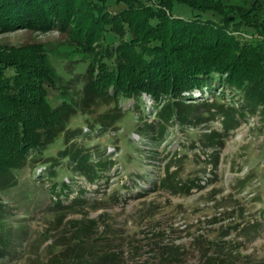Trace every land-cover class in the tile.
<instances>
[{"label": "trees", "instance_id": "trees-1", "mask_svg": "<svg viewBox=\"0 0 264 264\" xmlns=\"http://www.w3.org/2000/svg\"><path fill=\"white\" fill-rule=\"evenodd\" d=\"M76 1L0 0V34L16 29L57 30L68 37L71 46L91 56L78 60L83 67L69 72L62 61L57 70L54 58L39 44L12 48L10 54L14 52L15 56L7 55L9 48H0L1 192L15 185V171L26 166L33 154L43 155L60 138H64L65 147L80 138L81 130L73 129L74 120L93 129L97 126V132L110 129L122 119L126 101H133L132 107L142 114L147 112L142 106L145 95L157 108L155 120L164 125L157 138L150 130L142 132L153 143L167 137L165 131L175 120L181 124L191 119L195 102L188 101H193L196 90L213 99L214 109H220L217 103L226 91L241 98L239 110L222 116L226 122L234 121L236 114L245 118V111L264 115V19L250 17L248 9L222 7L213 0H83L81 7ZM176 4L198 13L178 16ZM51 90L60 93V104L51 103ZM102 106L108 109L100 111ZM66 153L61 150L57 159L68 158L79 166L85 161L76 153ZM46 161H34V168L35 176H45L48 182L56 176L55 165L51 170L44 165L47 174L38 175L41 163ZM142 167L138 175L146 172ZM98 175L87 173L93 180ZM176 176L169 168L163 178H157L158 183L171 182L165 188L181 193L202 188L200 176L187 182ZM48 187L57 202L61 194L67 195L64 187L68 184L63 193L58 183ZM220 220L215 217L208 222L214 225ZM0 232L1 261L9 242L2 227ZM92 234V230H83L62 238L55 243L61 251L54 253L51 263L44 264H105L112 258L109 246L100 250L90 247ZM226 236L224 233L219 241L200 245L204 251L202 264H264V259L239 252L242 244L227 241ZM166 249L161 264L181 260L178 246Z\"/></svg>", "mask_w": 264, "mask_h": 264}, {"label": "rangeland", "instance_id": "rangeland-1", "mask_svg": "<svg viewBox=\"0 0 264 264\" xmlns=\"http://www.w3.org/2000/svg\"><path fill=\"white\" fill-rule=\"evenodd\" d=\"M216 1L222 7L246 8L250 17L264 19V0L212 2ZM83 3L76 1L78 7ZM175 13L193 17L198 12L176 4ZM67 38L57 30L16 29L0 34V48H9L7 55L15 56L10 54L12 48L39 44L54 58L57 70L62 61L73 72L83 67L78 60L91 56L71 46ZM226 92L218 100L220 109H214L213 99L194 91L193 101H188L195 102L191 119L181 124L175 120L161 143H153L142 133L150 130L157 138L164 126L155 120L157 108L145 97L142 106L147 112L142 114L132 107L133 101H126L122 119L107 130L97 132V126L93 129L74 120L73 129L81 130L80 138L67 147L60 138L43 155L33 154L26 166L15 171V185L0 191V227L9 242L1 264L51 263L54 253L61 251L55 243L83 230H92L94 242L89 245L93 249L109 246L112 258L105 264H161L163 251L175 246L180 248L181 260L169 264H202L200 245L219 241L224 233L227 241L242 244L239 252L264 259V115L245 111V118L236 114L234 121L226 122L222 116L241 106L239 96ZM59 97L58 91L51 90L52 104H60ZM61 150L76 153L84 163L79 166L68 158L57 159ZM39 159L49 160L37 163L41 167L51 170L55 165V178L46 182L45 176H35L34 161ZM143 165L146 172L138 175ZM169 168L183 182L200 176L202 188L181 193L165 188L171 182L160 185L157 178H163ZM88 172L99 175L93 180ZM53 183H58L62 193L66 189L67 195L61 194L59 202L48 187ZM215 217L222 221L210 225L208 221Z\"/></svg>", "mask_w": 264, "mask_h": 264}, {"label": "built area", "instance_id": "built-area-1", "mask_svg": "<svg viewBox=\"0 0 264 264\" xmlns=\"http://www.w3.org/2000/svg\"><path fill=\"white\" fill-rule=\"evenodd\" d=\"M145 98H147V99H149L151 102H153V100H152L149 96L145 95ZM42 171H43V170H42ZM42 171L39 170V173H42Z\"/></svg>", "mask_w": 264, "mask_h": 264}]
</instances>
